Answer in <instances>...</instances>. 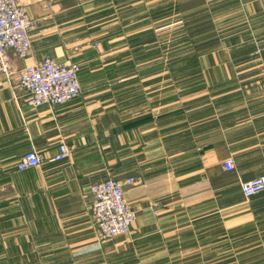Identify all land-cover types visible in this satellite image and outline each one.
Masks as SVG:
<instances>
[{
    "label": "crops",
    "instance_id": "obj_1",
    "mask_svg": "<svg viewBox=\"0 0 264 264\" xmlns=\"http://www.w3.org/2000/svg\"><path fill=\"white\" fill-rule=\"evenodd\" d=\"M145 1L18 0L39 28L28 57L10 54V77L0 74V264H264L234 233L242 226L240 183L264 176V0H233L239 89L230 109L174 131L165 122L177 98L161 106L160 63L146 62L136 39L145 30L137 23L155 21ZM44 57L79 65L78 98L26 105L19 72ZM212 57L220 74L226 63ZM61 143L70 157L50 163ZM30 151L42 164L18 172ZM228 160L232 171L223 168ZM107 179L134 181L124 199L135 220L128 235L98 243L90 186ZM247 210L243 217L264 213Z\"/></svg>",
    "mask_w": 264,
    "mask_h": 264
},
{
    "label": "rangeland",
    "instance_id": "obj_2",
    "mask_svg": "<svg viewBox=\"0 0 264 264\" xmlns=\"http://www.w3.org/2000/svg\"><path fill=\"white\" fill-rule=\"evenodd\" d=\"M145 3V13L147 11L153 14L155 21L137 23L138 30L145 29L142 37H136L137 42L145 47L146 62L154 60L155 63H160L161 106L173 104L172 100L177 98V104L171 106L177 108L172 113L169 112L171 117L165 122L166 126L172 125L171 129L174 131L173 129L186 128L191 122L199 125L201 113L205 116L202 120L211 124L215 118L212 113L218 107L230 109L233 99L231 95L237 93L239 89L232 84L231 71L233 0H146ZM121 39L122 43L130 45L135 42L134 38ZM224 43L228 49L222 50ZM217 50H222V53L217 55L214 52L209 58L207 55L203 56ZM213 55L215 59L220 56L222 62L226 63L220 68V74L217 70H212ZM226 67H229L228 71ZM217 95L227 98L217 103L215 100ZM177 136L184 138V135ZM180 143L178 140L174 147L181 149ZM262 207L264 194L251 201L243 199L240 203L242 226L239 231H234L235 237L240 238L239 244L242 249L257 256L264 254V213L253 217L243 216L250 213L247 209L254 211ZM227 232L232 233V230Z\"/></svg>",
    "mask_w": 264,
    "mask_h": 264
},
{
    "label": "built area",
    "instance_id": "obj_3",
    "mask_svg": "<svg viewBox=\"0 0 264 264\" xmlns=\"http://www.w3.org/2000/svg\"><path fill=\"white\" fill-rule=\"evenodd\" d=\"M38 28V20L31 18L18 0H0V74L10 77V54L17 61L28 57L30 36ZM79 73L80 67L76 63L61 64L44 57L39 64L24 67L19 72L18 87L30 108L64 106L80 94ZM70 155L68 147L61 143L49 162L61 163ZM41 164L38 153L30 151L19 159L16 170L22 172ZM223 168L232 171L235 168L233 161H225ZM133 184L132 179L124 183L107 179L90 186V216L97 230L98 243L130 233L135 213L124 199V186ZM240 192L245 200L264 193V177L241 182Z\"/></svg>",
    "mask_w": 264,
    "mask_h": 264
}]
</instances>
